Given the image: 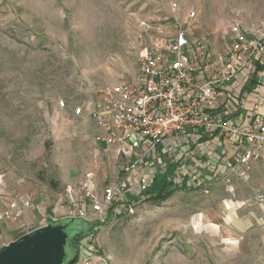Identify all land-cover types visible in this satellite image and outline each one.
<instances>
[{
  "label": "rangeland",
  "instance_id": "1",
  "mask_svg": "<svg viewBox=\"0 0 264 264\" xmlns=\"http://www.w3.org/2000/svg\"><path fill=\"white\" fill-rule=\"evenodd\" d=\"M188 12L219 53L231 22L264 21V0H0V195L22 188L35 207L64 208L5 247L60 224L56 264H264V166L232 194L177 189L102 216L85 198L101 197L119 163L92 146L87 114L73 109L92 104L96 89L135 81L140 38L172 35Z\"/></svg>",
  "mask_w": 264,
  "mask_h": 264
},
{
  "label": "built area",
  "instance_id": "2",
  "mask_svg": "<svg viewBox=\"0 0 264 264\" xmlns=\"http://www.w3.org/2000/svg\"><path fill=\"white\" fill-rule=\"evenodd\" d=\"M195 19L188 12L174 20L172 35L140 38L137 79L96 89L92 104L73 109L77 116L87 114L92 146L119 163L117 177L103 187L101 197L85 194L96 216L115 204L140 199L157 176L173 188L232 194L255 168L264 166V115L251 110L232 118L229 107L235 99L243 109L246 97L255 92L246 86L256 78L261 82L264 21L250 30L231 22L221 51L214 53ZM219 140L220 154L206 152ZM194 152L203 154L198 162L192 160ZM19 203L24 209L36 208L33 198H20ZM2 216L12 214L6 209Z\"/></svg>",
  "mask_w": 264,
  "mask_h": 264
},
{
  "label": "crops",
  "instance_id": "3",
  "mask_svg": "<svg viewBox=\"0 0 264 264\" xmlns=\"http://www.w3.org/2000/svg\"><path fill=\"white\" fill-rule=\"evenodd\" d=\"M261 71H263V69L259 68L258 72H261ZM263 75H264V72H263ZM263 75L261 76L263 79L262 78L260 79L261 82L257 83V78H256V80H253L251 84L246 86V91L250 93L252 90L255 89V92L254 94H250L248 97H246L247 99L245 100L243 109L239 108L238 102L235 99L232 100V103L229 104V107L233 111L230 117L242 118L243 115L247 111H251V110H255L258 114L264 115V99H260V93L264 92V76ZM220 146H221V140H219L218 142H215V144H212L210 148L206 149V152L220 154L221 153ZM202 157H203V154H200L198 152H194L192 154L193 162H198ZM164 161L165 160H162V162ZM148 171L152 172L153 168L148 169ZM237 186H239V184ZM174 189L175 190L177 189L187 190L183 188H174ZM14 193L15 194H12V195L10 194L0 195V252L5 248L6 244L13 241L14 239L21 236L22 234H24L26 232V228L35 226L36 222L40 220L42 216H46V218H51V220H54L53 216L55 213L59 212L58 215L60 217L62 216L64 212L63 207H61V210L60 208H54L53 206L50 208L51 204L49 203V200H47V202H44V203L42 202L43 204L39 207H36L34 210L24 209L21 207V204L19 203V199L28 198V197L33 198L34 195L24 192L22 188L15 191ZM218 198L220 197L214 196V195L210 196L211 201H214V202ZM225 202H228V201L226 200L222 201L223 204ZM6 209H9L12 214V216L9 218H4L2 216V212ZM224 210H225V206L222 205L218 210L220 216L221 215L224 216ZM51 214L53 215L52 217H51ZM226 225L230 231L235 232L237 238H240L239 235L241 231L239 229H236L235 226L233 227V225L228 222H226ZM216 226L218 227L217 224ZM218 232L219 231L217 230V233ZM233 243H237V242H233Z\"/></svg>",
  "mask_w": 264,
  "mask_h": 264
},
{
  "label": "water",
  "instance_id": "4",
  "mask_svg": "<svg viewBox=\"0 0 264 264\" xmlns=\"http://www.w3.org/2000/svg\"><path fill=\"white\" fill-rule=\"evenodd\" d=\"M61 225H53L24 236L20 241L5 247L0 252V264H56L61 256L57 254L60 247ZM46 243V247L43 244Z\"/></svg>",
  "mask_w": 264,
  "mask_h": 264
},
{
  "label": "trees",
  "instance_id": "5",
  "mask_svg": "<svg viewBox=\"0 0 264 264\" xmlns=\"http://www.w3.org/2000/svg\"><path fill=\"white\" fill-rule=\"evenodd\" d=\"M174 191L175 189L165 181L163 176H157L144 192V195L155 202L161 203L167 200Z\"/></svg>",
  "mask_w": 264,
  "mask_h": 264
},
{
  "label": "bare ground",
  "instance_id": "6",
  "mask_svg": "<svg viewBox=\"0 0 264 264\" xmlns=\"http://www.w3.org/2000/svg\"><path fill=\"white\" fill-rule=\"evenodd\" d=\"M160 37H162V36H160ZM163 37H166V35H163ZM224 228H226L228 231H230L229 229H228V227H227V225H226V222L225 223H223V225H222ZM220 230V226H219V228L217 227V230ZM225 240H227V241H232L231 239H225ZM234 242V241H233ZM43 247L45 248L46 247V243H44L43 244Z\"/></svg>",
  "mask_w": 264,
  "mask_h": 264
}]
</instances>
